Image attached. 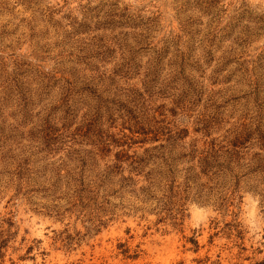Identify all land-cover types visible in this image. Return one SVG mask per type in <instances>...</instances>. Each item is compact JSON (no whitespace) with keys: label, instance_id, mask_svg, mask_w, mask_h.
<instances>
[{"label":"rangeland","instance_id":"374dc122","mask_svg":"<svg viewBox=\"0 0 264 264\" xmlns=\"http://www.w3.org/2000/svg\"><path fill=\"white\" fill-rule=\"evenodd\" d=\"M0 264H264V0H0Z\"/></svg>","mask_w":264,"mask_h":264}]
</instances>
